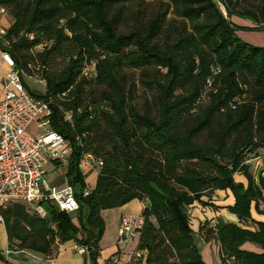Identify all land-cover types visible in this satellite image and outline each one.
I'll use <instances>...</instances> for the list:
<instances>
[{
    "label": "trees",
    "instance_id": "16d2710c",
    "mask_svg": "<svg viewBox=\"0 0 264 264\" xmlns=\"http://www.w3.org/2000/svg\"><path fill=\"white\" fill-rule=\"evenodd\" d=\"M150 5L151 10L145 0H0L13 19L0 50L15 68L27 72L25 52L42 46L30 58L41 67L44 93L21 81L31 95L49 102L50 127L71 147L65 178L78 201L74 213L43 202V217L23 204L7 205L2 215L10 245L52 255L59 244L74 240L97 264L101 211L139 200L147 202L137 246L146 264H205L193 242L188 208H219L213 191L229 189L234 203L226 208L241 222L251 217L252 203L264 213L257 207L264 205V177L254 179L243 164L247 154L264 148V46L239 39V27L230 20H250L264 31V0ZM58 59L62 65L55 68ZM126 68L138 77L128 80ZM136 83L144 94L140 103L134 100ZM86 154L101 164L84 195L80 162ZM237 172L246 186L234 181ZM257 225L253 231L217 219L199 233L218 242L221 264H264V222ZM245 242L259 244L262 252L243 249Z\"/></svg>",
    "mask_w": 264,
    "mask_h": 264
},
{
    "label": "built area",
    "instance_id": "2783aa9c",
    "mask_svg": "<svg viewBox=\"0 0 264 264\" xmlns=\"http://www.w3.org/2000/svg\"><path fill=\"white\" fill-rule=\"evenodd\" d=\"M0 12H3L2 8ZM0 61L8 67L0 97V224L4 222L2 209L15 203L28 206L41 217L46 215L43 202L66 213H74L78 210V201L72 187L68 183L51 185L44 177L51 163L68 160L71 147L60 133L50 127L49 102L27 91L7 52L0 51ZM92 68L93 65L90 66ZM207 82H210L209 78ZM86 156L91 157L90 154ZM257 160L264 162V148L247 154L243 164L249 167ZM97 161L100 165V160ZM91 188L86 185L83 194L87 195ZM187 212L190 214V209ZM143 223L141 213H122L117 241L122 243L128 236L135 237ZM55 243L58 244L57 239ZM74 249L79 254L88 252L86 246L77 243ZM9 253L7 248L5 255ZM134 254L141 257L143 251L136 249Z\"/></svg>",
    "mask_w": 264,
    "mask_h": 264
},
{
    "label": "crops",
    "instance_id": "0c3cea01",
    "mask_svg": "<svg viewBox=\"0 0 264 264\" xmlns=\"http://www.w3.org/2000/svg\"><path fill=\"white\" fill-rule=\"evenodd\" d=\"M230 20L237 25L239 29L252 31L249 33H240V30L236 29L237 35H241L240 38L248 39L252 35L260 37L257 34H253V32L256 31L254 29L256 24L250 20L234 15L230 17ZM7 70L8 67L0 61V97L3 94L2 85ZM248 172L256 180L259 175L264 177V162L260 160L254 161L253 164L248 167ZM96 175L97 174L92 173L89 176L90 182H86L87 186H93ZM233 178L236 183L246 186L247 179L242 173H235ZM212 201L215 205L220 207L213 209L211 207H203L198 203H194L190 207L191 235L205 264H221L217 242L214 239H205L199 233V228L205 223L208 227H213L216 220L221 219L224 222L239 224L255 231L258 229L257 223L264 222V213L258 212L254 203H252L250 209L251 217L247 218L245 222H241L235 214L231 213L226 208L234 203V196L229 189L214 190ZM146 205V201L132 200L124 205L101 211V216L104 221V231L98 242L99 253L96 258L97 264H146V255L144 251L141 257H136L134 254L136 249L139 250L137 247L139 234L135 237H126V240L122 243L117 241L121 214L125 212L141 213ZM257 207L259 210L264 209V205L261 203L258 204ZM7 244L8 241L5 226L4 224H0V264H5L3 263V260L7 261L9 264H91L88 252L85 254H79L75 251L74 245H76V242L74 240H68L59 244L57 251L52 255H44L32 250L20 249L16 244H12L11 248H9ZM7 248L10 250V253L5 255V250ZM242 248L255 253L262 252L260 245L253 242H245L242 245ZM112 258L116 259V261L111 260Z\"/></svg>",
    "mask_w": 264,
    "mask_h": 264
},
{
    "label": "rangeland",
    "instance_id": "374dc122",
    "mask_svg": "<svg viewBox=\"0 0 264 264\" xmlns=\"http://www.w3.org/2000/svg\"><path fill=\"white\" fill-rule=\"evenodd\" d=\"M240 2L244 1V0H238ZM247 1H255V0H247ZM146 3H149L148 8L151 10L153 8V5H150V3L152 2V0H145ZM220 8L222 9V12L225 14V10L223 8V6L221 4H219ZM3 9V12H0V29L3 31L2 33H0V41L3 45H7V42L4 41V39H2V35L5 33L6 28L13 22L12 16L9 12V9L6 7H0ZM170 17V15H169ZM238 30H240V33H249L252 31H244L241 30L239 28H237ZM235 34L236 36L241 39L244 42H248L250 44H254L257 46H264V32L262 30H256L255 32H253V34H257L260 37H255V36H250L248 39H242L240 38L241 35H237L236 30H235ZM42 50V46H36L32 49H30L29 51L25 52V54L27 55V58L29 59V64L27 66L28 71H20L22 80L24 81V83L26 84V86L33 92L35 93H44L45 91V80L41 77V67L38 64V61L33 60L35 57V54L37 52H40ZM1 51V50H0ZM30 56L33 58L31 59ZM55 68H58L62 65V61L60 59L56 60L54 63H52ZM91 65V64H90ZM89 65V66H90ZM125 74L128 78V80L131 78V76L135 75V77H138V74L135 70L133 69H129L126 68L124 69ZM89 72V71H88ZM89 74V73H88ZM134 100L136 103H140L143 100L144 94L142 91V88L140 87V85L138 83L135 84V90H134ZM148 98L149 99V94L146 93L145 95V99ZM34 129V127H33ZM85 156V155H84ZM82 158L81 162H80V168L83 172V174L85 175V182H90V178L89 176L93 173V174H97L99 171V167L100 165L98 164L97 158H95L93 155L90 154L91 157L86 156ZM66 164L67 161L55 164L54 162L51 163L47 169H46V174L44 175V177L47 179V182L50 183V181L52 183H50L51 185H63L65 183H67L66 178H65V171H66ZM87 184V183H86ZM190 209V208H188ZM9 248H11V245L8 243L7 244ZM218 245V243H217ZM218 251H219V245H218ZM111 260L116 261V259L112 258ZM4 263V260H3Z\"/></svg>",
    "mask_w": 264,
    "mask_h": 264
}]
</instances>
